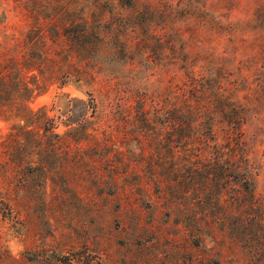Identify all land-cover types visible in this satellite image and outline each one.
<instances>
[{
  "label": "trees",
  "instance_id": "obj_1",
  "mask_svg": "<svg viewBox=\"0 0 264 264\" xmlns=\"http://www.w3.org/2000/svg\"><path fill=\"white\" fill-rule=\"evenodd\" d=\"M88 1L91 20L78 8H66L68 0L54 2L47 26L53 75L60 85L86 76L85 65L108 42L127 51L129 40L121 30L131 24H101L100 19L105 12L122 17L123 10H130L140 29L130 27L134 38L138 33L156 37L144 40L156 57L161 47L169 49L162 55L165 68L155 78L163 86L134 88L123 96L135 102L133 117L138 121L123 129L144 135L153 148L146 157L139 152L135 163L142 161L143 171L134 177L150 182L163 198L165 213L181 222L183 232L195 235L194 244L204 251L201 264L208 261L209 247L214 249V264H224V248L230 249L226 264H264V190L258 188L264 156L257 153L254 137H246L242 129L248 119L264 112V0H252L246 18L225 21L200 0H185L187 5L179 11L185 20L182 30L173 22L160 27L163 32H156L155 19L164 24L173 19L181 7L172 0ZM34 21L23 44L30 52L28 67L35 65L40 78L22 70L15 55L0 51V115L22 121L10 123L0 134L5 154L0 166L45 167L50 155L67 146L62 137L69 134L79 140L100 130L93 125L96 102L89 92L85 98L62 92L65 105L53 102L50 108L57 107L52 114L45 105H28V99L43 90L41 65L47 54L42 30ZM119 27L122 37L116 32ZM203 31L216 40L227 35V41L221 47L217 41V51L193 52V44L202 43ZM121 114L125 122L128 110ZM59 123L66 126L61 133L54 130ZM100 131L107 134L106 128ZM128 153L133 159L134 152ZM36 154L39 157H33Z\"/></svg>",
  "mask_w": 264,
  "mask_h": 264
},
{
  "label": "rangeland",
  "instance_id": "obj_2",
  "mask_svg": "<svg viewBox=\"0 0 264 264\" xmlns=\"http://www.w3.org/2000/svg\"><path fill=\"white\" fill-rule=\"evenodd\" d=\"M68 1L66 8H78L86 20L93 18L90 1ZM200 1L210 13H218L222 21L246 18L253 2L239 0L235 5L232 0ZM54 2L0 0V51L15 55L22 70L35 72L40 78L35 65L28 67L26 59L30 52L23 44L27 30L36 19L47 54L41 65L43 90L28 99V105L31 108L45 105L52 114L57 107L50 108L53 102L61 108L65 105L62 92L79 98H85L89 92L96 102L97 119H93V125L100 130L106 128L107 134L98 130L91 137L79 140L67 134L60 139L67 146L57 155H50L51 162L45 167L35 163L0 166V264H201L199 257L204 251L194 244L195 235L183 232L181 222H175L173 216L165 213L163 198L153 192L150 182L134 177L135 172L143 171L142 161L141 167L135 163L139 152L142 151L143 157L149 156L153 152L151 144L144 135L123 129L138 123L133 117L135 102L123 99L125 91L142 87L151 90L158 84L161 88L163 82L155 78L165 68L162 55L168 54L169 49L158 48L159 57H156L144 46L147 37H156L138 33L134 38L130 27L140 29L130 10H123L122 17L105 12L101 24H131L116 31L121 37L122 31L129 40L128 50L121 51L108 42L94 55L93 62L85 65L86 76L60 85V78L53 75V51L48 48L47 26ZM184 2L180 0L176 4L172 0L175 7L181 8L173 12V21L169 19L166 24L155 19L156 32H163L160 27L173 22L182 30L185 20L179 11L187 5ZM199 37L202 43L196 41L191 48L193 52L217 51L227 41V35L216 40L208 31ZM134 40L139 44H134ZM217 41L220 47L216 49ZM126 109L129 117L123 122L121 113ZM13 122L22 121L15 115L8 119L0 115V134ZM65 128L59 123L54 130L61 133ZM242 129L246 137H254L257 153L264 156V112L248 119ZM128 151L134 152L133 159ZM4 158L0 147V161ZM124 173L128 176L124 177ZM258 188L264 190L263 171ZM211 248L207 250L208 261L203 264H214ZM224 250L226 264L230 249Z\"/></svg>",
  "mask_w": 264,
  "mask_h": 264
}]
</instances>
